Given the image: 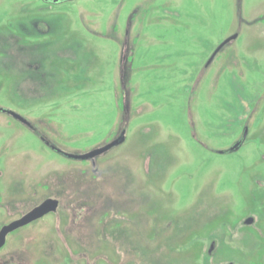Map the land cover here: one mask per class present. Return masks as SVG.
<instances>
[{
	"label": "rangeland",
	"instance_id": "374dc122",
	"mask_svg": "<svg viewBox=\"0 0 264 264\" xmlns=\"http://www.w3.org/2000/svg\"><path fill=\"white\" fill-rule=\"evenodd\" d=\"M0 44V108L57 148L126 130L74 159L0 111V188L62 200L0 264H264V0H0Z\"/></svg>",
	"mask_w": 264,
	"mask_h": 264
},
{
	"label": "flooded vegetation",
	"instance_id": "af4514ba",
	"mask_svg": "<svg viewBox=\"0 0 264 264\" xmlns=\"http://www.w3.org/2000/svg\"><path fill=\"white\" fill-rule=\"evenodd\" d=\"M19 27L22 29V31L24 33H33V32H39L41 31L40 29L43 30L44 32V29L40 27L39 24H33V25H25V24H20ZM18 28V27H17ZM14 34L11 33V36L8 37L7 39V42L9 43H14V42H18L14 39ZM16 38V37H15ZM6 41V40H5ZM37 43V41H33V45H35ZM0 48H1V44H0ZM3 54L2 50L0 49V56ZM36 63L35 61H30V62H26V66L29 67V68H32V69H36L35 71L37 72H34V75H31V77H27L30 79H33L35 81H42L45 77H44V73L43 72H38V63H36V65L34 64ZM22 69L24 70V64L22 65ZM15 72V70H14ZM26 78V79H27ZM26 81V80H25ZM0 111L2 112H5L7 113L9 116H11L15 121H17L18 123L20 122L22 125H24L25 127L29 128L32 132L36 133L37 136L39 137V139L43 142L44 145H46L47 147L55 150L53 147L55 145H53L44 135H42L40 133V131L38 130L37 126L33 124V122H31L27 117H25V115H23L22 113H20L19 111H17L16 109H9L8 107H5L3 109H0ZM13 112L21 115L22 117H24L26 120H22L18 117H16ZM13 121V120H12ZM1 123V122H0ZM124 131V130H123ZM122 131V132H123ZM121 132V133H122ZM120 133V135H121ZM119 135V136H120ZM6 145L8 144L6 141H5ZM56 147V146H55ZM11 147H8V150L10 149ZM57 151V150H55ZM58 152V151H57ZM60 153V152H59ZM97 157V156H96ZM95 157V158H96ZM91 159H94V158H91ZM2 176H3V171L0 170V183H2L4 180L2 179ZM43 187L44 188H48V184H45L43 183ZM36 195L38 194V192H34V193H31V194H27L28 197H21L19 198L18 195L15 196V195H11L10 194V191L8 190V188H0V209L1 208H4L6 210V213L8 214V217L6 218V221H4L3 223H1L0 225V232L2 230V228L6 225H9L11 224L12 222L20 219L21 217H23L25 214H27L28 212H30L32 209H34L35 207L39 206L41 203H43L45 200L49 199V198H54V199H58L59 200V207L57 209V211L55 212H51V213H48L46 215H49V214H54V213H57L60 208H61V204H62V200L59 196H57L56 194H49V192L46 190L42 192V197L41 198H37V199H30V195ZM11 206H18V207H24L23 210L16 216H13L12 215V210H11ZM45 215V216H46ZM44 217V216H43ZM40 219V218H39ZM32 223V222H31ZM21 228V227H20ZM19 229V228H18ZM16 231V230H15ZM14 231L10 232L8 235H7V239L13 234ZM7 239H6V242H7ZM6 244V243H5ZM4 244V245H5Z\"/></svg>",
	"mask_w": 264,
	"mask_h": 264
},
{
	"label": "water",
	"instance_id": "95a60500",
	"mask_svg": "<svg viewBox=\"0 0 264 264\" xmlns=\"http://www.w3.org/2000/svg\"><path fill=\"white\" fill-rule=\"evenodd\" d=\"M238 34H234L231 37L227 38L223 43H221L213 52V54L211 55L207 65H209L214 58L216 57V55L219 53V51L230 41H232L233 39L237 38ZM3 109V108H0ZM13 114L22 119V120H26L24 117H22L21 115L13 112ZM248 134V127L245 128L244 133H243V137L237 141L228 151L229 152H235L237 151L243 144L244 140L246 139ZM126 139V130H124L120 136H118L115 140H113L112 142L104 145L103 147H100L98 149H94L92 151H89L85 154H79V155H74V154H69L66 152H63L61 149L57 148V147H53L55 150H57L58 152L67 155L68 157L74 158V159H91V158H95L96 156H99L105 152H107L108 150L112 149L113 147L123 143ZM221 153L225 152V151H220ZM59 207V200L58 199H54V198H49L47 200H45L43 203H41L39 206L35 207L34 209H32L30 212H28L27 214H25L23 217H21L20 219L12 222L9 225H6L2 228L1 232H0V248L4 246V244L6 243V239H7V235L12 232L17 230L20 227L26 226L28 224H30L31 222L38 220L39 218H42L43 216H45L48 213L51 212H55L57 211ZM256 222V217L251 215L249 217H247L244 220V224L245 225H252ZM217 246V241H212L210 244V248L208 250V254L212 255L214 249Z\"/></svg>",
	"mask_w": 264,
	"mask_h": 264
}]
</instances>
